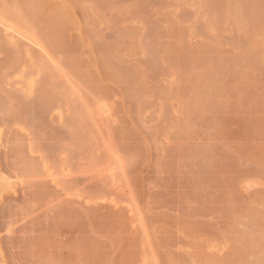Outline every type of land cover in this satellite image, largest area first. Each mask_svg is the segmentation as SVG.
Wrapping results in <instances>:
<instances>
[{"label":"rangeland","instance_id":"1","mask_svg":"<svg viewBox=\"0 0 264 264\" xmlns=\"http://www.w3.org/2000/svg\"><path fill=\"white\" fill-rule=\"evenodd\" d=\"M25 5L31 57L1 86L35 80L46 108L23 130L0 115L1 173L34 167L8 180L0 243L31 238L42 264H264V0ZM41 155L66 161L44 175Z\"/></svg>","mask_w":264,"mask_h":264},{"label":"bare ground","instance_id":"2","mask_svg":"<svg viewBox=\"0 0 264 264\" xmlns=\"http://www.w3.org/2000/svg\"><path fill=\"white\" fill-rule=\"evenodd\" d=\"M25 4L26 0H0V115L6 127L11 128L12 126L14 127L19 124L15 129L20 130H23L26 127L25 119L29 112H32L36 107L41 108L42 106L43 109L46 108V105L43 104V97L46 90L35 80H22V85L13 90L3 89L1 86L5 83L3 80L9 77L6 74L9 68L15 67L17 70L20 69V71H23L22 69L24 68L23 64L25 59L28 56L31 57L30 44H33V39H31L26 33L15 28L14 25L15 23L23 27L29 20ZM6 83L9 85L11 84V81L8 80ZM103 112H107L105 107L103 108ZM1 137L0 129V145L2 141ZM4 147H7V145H4ZM65 161L66 158H56L55 155L51 157L41 155L39 157V168H41L40 173L43 174L50 171L55 165L61 167L62 163ZM7 167L9 166L6 165L5 168ZM33 168L32 165L18 167L19 170L14 168L15 171L8 175L2 174L0 170V198H3L8 191H15L13 188L14 183H9V179L14 178L17 181H22L21 176L23 172L29 169L30 173H34ZM112 172H114V167L111 164L103 168V173L108 176L113 174ZM44 175L48 174L45 173ZM69 177L68 174L65 175L63 179L56 182V184H62L66 188H70L73 181ZM31 196L40 198L42 193L37 192ZM30 208L33 207H28V209ZM7 231L9 233H14L12 229H8ZM32 242L33 240L31 238H23V240L16 241H14L13 238H9L8 242L0 243V264H6L4 263L5 258L2 253V245H7L8 243L11 247L17 245L22 248L19 255L14 254L13 256V260L16 264H42L43 261L29 252V247L33 244ZM248 252V250L244 251L243 256H246Z\"/></svg>","mask_w":264,"mask_h":264}]
</instances>
